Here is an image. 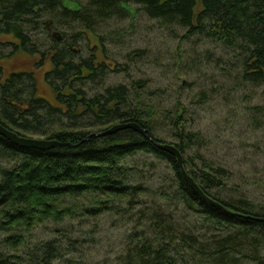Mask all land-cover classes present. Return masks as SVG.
Here are the masks:
<instances>
[{
    "label": "trees",
    "instance_id": "16d2710c",
    "mask_svg": "<svg viewBox=\"0 0 264 264\" xmlns=\"http://www.w3.org/2000/svg\"><path fill=\"white\" fill-rule=\"evenodd\" d=\"M67 2L79 9H67ZM89 2L84 7L79 0H0V38L9 39L8 44L0 43V124L24 138L40 136L64 145L28 149L0 135V264L60 260L56 241L32 243L26 238L45 222L114 215L121 211L122 201L128 210L139 205L151 191L128 181L124 162L140 154L170 166L174 176L170 198L177 206L168 211L166 204L155 203L138 212L124 264H264V205L245 196L232 198L227 189L230 169L209 162L200 169L188 163L186 155L199 136L181 115L184 107L175 102L166 109L164 103H156L161 88L152 92L149 80L131 78L133 67H123L114 56L99 52L102 41L93 32L124 15L134 23L143 13L162 29L183 32V42L197 37L198 46L208 43L215 49L207 53V63L219 70L226 86L216 83L213 94L227 89L241 94L249 88L264 94V0ZM73 26L86 29L82 36L89 41L88 34L94 36L95 49L86 59H80L76 49L80 34L69 37L64 32ZM58 30H63L61 41L53 37ZM39 31L49 36V46L39 43ZM170 33L178 37L176 31ZM18 55L31 64L18 71L6 69L3 63ZM145 55L136 50L126 58L128 65L145 64ZM204 61L195 59L194 64ZM113 68L127 77V83L105 85L108 74L115 73ZM178 88L183 89L177 86L175 91ZM256 112L264 117V106ZM117 124L136 125L145 135L129 127L109 133ZM167 129L189 175L227 212L196 195L183 179L176 158L157 148V143H168L156 132ZM197 225L210 228L203 232ZM20 248L24 249L21 255L12 252Z\"/></svg>",
    "mask_w": 264,
    "mask_h": 264
},
{
    "label": "rangeland",
    "instance_id": "374dc122",
    "mask_svg": "<svg viewBox=\"0 0 264 264\" xmlns=\"http://www.w3.org/2000/svg\"><path fill=\"white\" fill-rule=\"evenodd\" d=\"M79 1L84 7L90 3L89 0ZM137 8L140 9L138 6ZM162 28V25L149 21L141 13L134 23L129 15H124L98 25L93 32L102 41L98 47L99 52L114 56L123 67H133L131 78L137 81L149 80L152 90L154 89L152 92L161 88V92L155 94L156 103H164L166 109H172L175 102L184 107L181 115L187 121L188 127L199 136L198 143L186 155L188 163L200 169L205 162L230 169V184L227 189L232 198L245 196L259 205H264V117H259L256 112L257 108L264 106L263 90L249 88L241 91V94H230V89H227L225 93L213 94L216 83L220 87L226 86L221 81L222 78L218 77L219 70L208 64L209 55H206L215 49L208 43L198 46L195 43L199 40L197 37L183 42L184 33L177 28ZM172 30L176 31L177 38L170 33ZM61 32L58 30V33ZM64 32L69 37L75 33L80 34L76 39L79 58L90 57V51L95 49L96 43L92 39L94 36L88 34L89 31L87 34L90 41L87 36H82L86 35V29L78 26ZM37 33L40 36L39 43L43 47L49 46V36L43 31ZM0 43L8 44L9 39L0 38ZM136 50L146 54L145 64L137 62L134 65L131 62L128 65L126 58L132 56ZM5 51L8 52V49L5 48ZM195 59L197 62L205 61L194 64ZM28 63L29 60L24 55H18L3 64L7 65L6 69L18 71L31 64ZM117 70L122 71V68ZM191 70H194L193 73H190ZM112 71L115 73L108 74L106 86L124 84L127 81V77L120 74V71L116 72V68ZM189 73L192 74L191 77H187ZM177 86H182L183 89L178 88L175 91ZM228 87H232L231 83ZM244 98L251 99L243 101ZM27 136L42 139L40 136ZM156 137L166 139L164 141L168 144L174 142L169 129L157 131ZM124 166L129 182L142 185L151 191L138 201L139 205L135 208L128 210L122 201L121 211L114 215L103 213L97 217H77L74 221L67 219L56 224L45 222L26 234V238L32 243L56 241V246L61 248V259L53 264H124L122 258L125 256L127 239L138 225V212L155 203L166 204L168 211H175L177 206V201L170 198L174 176L167 163L140 154L126 160ZM193 219L197 220L194 217ZM192 226L195 225L192 223ZM197 227L203 232L210 228L208 225ZM12 252L21 255L24 249Z\"/></svg>",
    "mask_w": 264,
    "mask_h": 264
},
{
    "label": "water",
    "instance_id": "95a60500",
    "mask_svg": "<svg viewBox=\"0 0 264 264\" xmlns=\"http://www.w3.org/2000/svg\"><path fill=\"white\" fill-rule=\"evenodd\" d=\"M65 6L67 9H69L71 11H77L79 9L78 5L74 2H67ZM128 9L131 11L132 14H135L134 10H132L130 8H128ZM53 37L56 38L58 41H61V39H62L61 35L58 32H55L53 34ZM127 127L141 131L145 135V131L141 130L140 127H138L136 125H130V124H128V125L117 124L109 131V133L116 132V131L122 130L124 128H127ZM0 135L7 138L13 144L21 146L23 148H28V149L33 148V149H39V150H50V149H53L56 147L64 146V145H62L56 141H48V140H43V139H32V138L21 137L17 133L8 130L7 128L2 126L1 124H0ZM94 137H99V134H95ZM147 138L149 140H152L151 136L150 137L148 136ZM156 146L160 150L167 152L168 154H170L176 158L183 179L189 185V187L194 191V193L196 195H198L206 203H208V204H210V205H212V206H214V207H216V208H218L224 212H227L225 207H223L221 204L215 202L214 200H212L211 198H209L208 196H206L204 194V192L201 190V188L198 186V184L194 181V179L189 175L188 171L185 169L183 156L174 145L158 144L157 143Z\"/></svg>",
    "mask_w": 264,
    "mask_h": 264
}]
</instances>
